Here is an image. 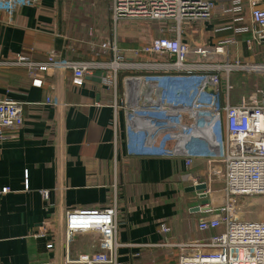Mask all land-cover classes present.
I'll list each match as a JSON object with an SVG mask.
<instances>
[{"label": "crops", "instance_id": "1", "mask_svg": "<svg viewBox=\"0 0 264 264\" xmlns=\"http://www.w3.org/2000/svg\"><path fill=\"white\" fill-rule=\"evenodd\" d=\"M71 4L36 0L13 15L0 11V59L22 54L42 63L54 53L63 59L109 61L111 55L79 33L78 22L69 20L66 10ZM233 18L215 16L183 26L181 39L190 48L203 49L234 39L235 44L225 47L228 55L213 56L218 60L210 62L240 60L250 50L242 49L237 38L250 34H237L236 29L248 26L249 19L235 25ZM120 28L124 40L134 36L130 40L135 48L148 42L137 27ZM124 40L120 47L127 51ZM191 59L204 60L193 54ZM108 74L107 69H97L77 84L69 73L49 71L43 74L42 87H34L25 68L0 69V101L22 103L24 116L23 126L8 130L7 140L0 143V188L12 190L0 198V264H66L68 259L99 252L97 233L78 234L67 243L65 215L105 208L115 200L118 240L124 245L119 249L120 264H179L185 252L163 244L201 241L223 230L198 229L200 219L215 216L204 211L218 199L212 193L221 188L211 164L196 159L188 166L183 158L171 155L178 142L170 125L165 131L150 125L149 146L159 153L143 155L146 145L138 127L131 147L128 110L113 108L114 91L103 83ZM124 94L121 83L119 98ZM188 145L194 147L191 141ZM212 167L222 170L221 163ZM202 184L207 186L209 204L189 190ZM162 227L170 232L164 233Z\"/></svg>", "mask_w": 264, "mask_h": 264}, {"label": "built area", "instance_id": "2", "mask_svg": "<svg viewBox=\"0 0 264 264\" xmlns=\"http://www.w3.org/2000/svg\"><path fill=\"white\" fill-rule=\"evenodd\" d=\"M261 1L112 0L114 33L110 40L100 45L102 50L111 55L109 61L63 59L54 53L42 63L22 54L9 60L0 59V69L25 68L34 87H42L43 74L49 71L69 73L75 83L82 84L97 69H107L110 74L103 78V83L114 91L115 111L125 107L128 116L139 111L178 114V119L167 118L147 124H143L144 119H136L133 130L138 127L142 133L146 145L143 155H153L159 152L149 146L152 142L148 138L150 125L155 123L163 131L170 125L171 129L168 130L172 131L178 142L171 155L183 158L188 166L196 159H206L211 164L213 179H221V188L212 193L218 199L206 206L204 211L215 216L200 219L198 229L204 233L219 231L220 228L223 230L201 241L163 244L164 247L185 252L180 256L179 264H264V220L235 219L238 196H264V62L230 59L222 63L209 62L208 57L227 55L225 47L236 41H222L213 47L212 52L203 48L191 52L181 39L185 23H205L215 16H233L241 22L248 16L249 25L237 28L236 33L250 34L246 43L249 50L253 45L261 46L264 44V7L260 6ZM35 2L0 0V11L13 15L18 7L31 6ZM131 21L156 24L161 35L137 48L123 51L118 27ZM191 54L204 60L190 61ZM123 72L131 75L121 78ZM255 74L263 79L262 83L243 101L233 102L232 97L239 89L237 85L244 86L237 81H249L252 78L250 76ZM129 78L166 79L176 84H200L207 80L212 93L203 91V95H207L205 104L191 106L186 103H192V100L184 99V104L177 108L151 106L136 109L126 106L125 94L122 99L118 96L119 86L122 83L124 87V81ZM243 84L247 85V82ZM23 124V104L12 100L0 101V143L7 140L8 130L21 128ZM129 132L130 145L134 147L135 131ZM190 141L194 147H189ZM214 163H221L222 170L213 169ZM11 191L9 187L0 188V198ZM44 197L49 198V191L44 192ZM117 217L116 200L101 209L67 211V243L76 235L84 233H97L101 241L99 252L82 254L74 261L68 259L66 264H120L119 249L124 245L118 240ZM162 231L167 234L170 228L162 227ZM47 247L52 249L53 245Z\"/></svg>", "mask_w": 264, "mask_h": 264}, {"label": "rangeland", "instance_id": "3", "mask_svg": "<svg viewBox=\"0 0 264 264\" xmlns=\"http://www.w3.org/2000/svg\"><path fill=\"white\" fill-rule=\"evenodd\" d=\"M68 3H72L71 7L66 10V14L69 17V20L72 22H78L79 24L76 26L79 33L84 32L86 36L93 39L92 43L101 45L104 42H107L111 39L110 35L113 34V17H112V0H66ZM237 18H233V23L235 25L238 24ZM114 22V21H113ZM241 22H248V18H245ZM196 25V23H185V25ZM123 27H137L141 30V38L144 36L146 40L151 41L158 36L161 35V32L158 31V26L149 22H125L122 25ZM118 27V31L121 29ZM240 28V27H239ZM112 30V32H111ZM122 30V29H121ZM81 31V32H80ZM151 33H150V32ZM149 32V33H148ZM148 34V38H147ZM119 41H123L120 31L118 32ZM124 40L125 47L128 50L135 48L133 44L134 36H128ZM132 41H131V40ZM249 37H241L237 38L238 42L242 44V49H246V43ZM137 45V44H136ZM191 52L196 48V45L190 48ZM211 52L213 51V47L209 49ZM247 54L241 58V61H247L252 58V60L264 62V45L257 46L253 45L250 51L246 52ZM228 55V53H227ZM192 58V54L190 56ZM189 57L190 61H193ZM213 56L208 57L207 61L210 60H218L212 59ZM237 57V56H236ZM233 57V58H236ZM232 60V58L230 59ZM252 77L249 81L243 79L242 82L237 81V83H242L237 85L239 88L237 92L233 95V102H240L246 99V97L252 94L255 91V87L260 85L263 81L258 75ZM247 82V85L243 84ZM235 219L237 220H245V221H262L264 220V196H242L237 198L236 209H235ZM184 254V253H183Z\"/></svg>", "mask_w": 264, "mask_h": 264}, {"label": "water", "instance_id": "4", "mask_svg": "<svg viewBox=\"0 0 264 264\" xmlns=\"http://www.w3.org/2000/svg\"><path fill=\"white\" fill-rule=\"evenodd\" d=\"M207 83V80H203L200 84L198 82L176 84L166 79L129 78L124 81L126 106L136 109L148 108L151 106L177 108L184 104V99L186 101L192 100V103H186L191 106L197 103L205 104L207 103V95H203V91L212 93ZM201 96H203V98L200 100ZM167 118L178 119V114L175 112L161 114L139 111L130 113L129 116H127V121L131 132H133L136 119H144L145 121H143V124H147L150 121ZM141 129L145 130L144 128ZM206 189L207 186L202 184L196 185L189 190L191 193H198V197L204 199V201H202L203 204H208V200H205L207 195L204 193Z\"/></svg>", "mask_w": 264, "mask_h": 264}, {"label": "trees", "instance_id": "5", "mask_svg": "<svg viewBox=\"0 0 264 264\" xmlns=\"http://www.w3.org/2000/svg\"><path fill=\"white\" fill-rule=\"evenodd\" d=\"M126 74H127V72H123V73L121 74V78H123Z\"/></svg>", "mask_w": 264, "mask_h": 264}]
</instances>
